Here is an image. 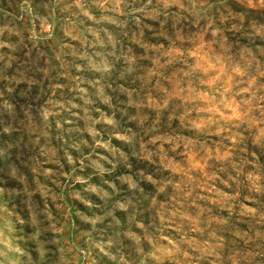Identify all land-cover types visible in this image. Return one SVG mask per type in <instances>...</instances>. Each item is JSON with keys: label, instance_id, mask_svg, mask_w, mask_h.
I'll return each mask as SVG.
<instances>
[{"label": "clouds", "instance_id": "obj_1", "mask_svg": "<svg viewBox=\"0 0 264 264\" xmlns=\"http://www.w3.org/2000/svg\"><path fill=\"white\" fill-rule=\"evenodd\" d=\"M0 264H264V0H0Z\"/></svg>", "mask_w": 264, "mask_h": 264}]
</instances>
